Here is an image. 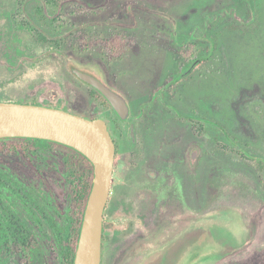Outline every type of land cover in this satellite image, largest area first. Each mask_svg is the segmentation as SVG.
<instances>
[{"label": "rangeland", "instance_id": "1", "mask_svg": "<svg viewBox=\"0 0 264 264\" xmlns=\"http://www.w3.org/2000/svg\"><path fill=\"white\" fill-rule=\"evenodd\" d=\"M255 1L252 12L247 0H0V101L102 117L117 140L102 264L147 256L154 264H264V166L245 160L221 130L264 155V0ZM122 33L118 58L100 46L79 49ZM189 38L199 53L210 39L216 50L184 76L188 66L178 72L176 62ZM69 62L122 92L131 116L121 121ZM65 155L56 147L0 154L20 193L0 184V195L40 241L28 264H62L45 216L66 226Z\"/></svg>", "mask_w": 264, "mask_h": 264}, {"label": "water", "instance_id": "2", "mask_svg": "<svg viewBox=\"0 0 264 264\" xmlns=\"http://www.w3.org/2000/svg\"><path fill=\"white\" fill-rule=\"evenodd\" d=\"M197 62L186 72L190 73ZM76 77L99 90L122 120L131 115L126 97L89 70L72 69ZM49 140L83 154L94 166V179L81 227L74 264H102L105 210L111 194L116 143L102 118H87L42 104L1 102L0 138Z\"/></svg>", "mask_w": 264, "mask_h": 264}, {"label": "trees", "instance_id": "3", "mask_svg": "<svg viewBox=\"0 0 264 264\" xmlns=\"http://www.w3.org/2000/svg\"><path fill=\"white\" fill-rule=\"evenodd\" d=\"M251 11H256V1L247 0ZM20 28H24V23H19ZM29 29L37 34L41 40H47V37L34 26H29ZM37 32V33H36ZM90 39L79 47L80 50L93 49L96 46L102 48L103 53L107 59L118 58L122 56L126 49V36L118 34L109 40ZM190 44L184 47L185 44ZM184 47V50H182ZM199 45L193 43L189 38L183 44H179L178 57L176 68L179 70L184 66L193 63L197 58L200 61L212 58L216 50L215 40H209L208 53L198 52ZM199 54V57L197 56ZM69 69L71 73L76 76L72 69L78 67L75 63L69 62ZM83 69V68H81ZM157 90L155 94H158ZM95 97L103 100L104 103L110 106L108 100L98 91L94 90ZM169 105V103L166 102ZM173 107V106H172ZM175 109V107H173ZM176 110V109H175ZM183 118L190 120L194 119V113H184L176 110ZM215 125L219 126L215 123ZM224 130L230 145L235 147V150L247 161L257 163L260 167L264 166V155L250 151L245 147L237 145L236 140L221 126ZM61 148L66 152L65 165L68 175V180L71 184V200L70 208L67 213V222L65 227L59 226L52 218L46 217L50 228L56 238L60 247L59 253L61 255L62 264H74L78 241L80 237L81 227L84 219V213L87 206L88 198L92 189L94 179V166L92 163L80 152L75 149L56 143L49 140L25 138V137H8L0 138V154L5 152H15L20 154H28L37 151L39 148ZM233 147V148H234ZM0 184L6 188H11L18 193L14 187V180L7 173L0 170ZM40 241L33 229V226L25 220L19 213L4 200L0 195V264H13L14 257L20 256L21 264H28L32 251L38 247Z\"/></svg>", "mask_w": 264, "mask_h": 264}, {"label": "flooded vegetation", "instance_id": "4", "mask_svg": "<svg viewBox=\"0 0 264 264\" xmlns=\"http://www.w3.org/2000/svg\"><path fill=\"white\" fill-rule=\"evenodd\" d=\"M202 61H204V60H202ZM202 61H200V59L199 58H197L193 63H191L190 65H188V68H187V70L182 74V75H186V72L191 68V66L195 63V62H197V64H199L200 62H202ZM197 64L195 65V67L197 66ZM78 66V65H77ZM79 67V66H78ZM194 67V68H195ZM80 68H81V66H80ZM83 68V67H82ZM177 69V71L179 72L180 70L178 69V68H176ZM85 70H88V69H85ZM182 70V69H181ZM89 71H91V72H94V71H92V70H89ZM193 71V70H192ZM191 71V72H192ZM190 72V73H191ZM94 73H96L98 76H100L97 72H94ZM178 74V73H177ZM189 74V73H188ZM104 80V79H103ZM81 81V80H80ZM105 81V80H104ZM83 82V81H82ZM109 86H111L110 84H109V82H107V81H105ZM90 86V85H89ZM91 87V86H90ZM112 88H114L113 86H111ZM92 89H93V91L94 90H97V89H95V88H93V87H91ZM115 89V88H114ZM117 90V89H116ZM99 91V90H98ZM100 92V91H99ZM120 92V91H119ZM101 93V92H100ZM121 94H123L122 92H120ZM102 94V93H101ZM103 95V94H102ZM124 95V94H123ZM104 96V95H103ZM125 96V95H124ZM105 97V96H104ZM126 97V96H125ZM106 98V97H105ZM107 99V98H106ZM126 99H127V101L129 102V100H128V98L126 97ZM108 100V99H107ZM101 102L102 103H104L103 102V100H101ZM109 102V101H108ZM110 103V102H109ZM129 104H130V102H129ZM130 106H131V104H130ZM110 107L115 111V109L113 108V106L111 105V103H110ZM68 111V110H67ZM71 112V111H70ZM73 113V112H72ZM115 113L117 114V112L115 111ZM131 113H132V107H131ZM77 114V113H76ZM79 115H81V114H79ZM83 116V115H82ZM117 116L119 117V115L117 114ZM131 116V115H130ZM85 117V116H84ZM88 118V117H87ZM96 118H102V117H96ZM91 119H95V118H91ZM102 119H105V118H102ZM119 119L121 120V121H124V120H122L120 117H119ZM106 120V119H105ZM106 122H107V124H108V127H109V130H110V132H111V134H112V136H113V138H114V141H115V143H116V147H117V140H116V138H115V136L113 135V132H112V130H111V126H110V123L106 120ZM116 157H117V149H116ZM115 164H116V161H115ZM114 171H115V168H114ZM114 176V175H113ZM111 193H112V187H111ZM110 196H111V194H110ZM110 199V198H109ZM108 203H109V201H108ZM108 206V205H107ZM106 209H107V207H106ZM106 211V210H105ZM116 230L117 229H115V231H114V233L116 232ZM102 259H103V255H102ZM135 260V257H131L129 260H127L126 262L128 263V264H133V261ZM150 261V257L149 256H147V257H144L143 258V260L141 261V262H139L138 264H154L155 263V261L154 262H149ZM125 262V263H126Z\"/></svg>", "mask_w": 264, "mask_h": 264}]
</instances>
